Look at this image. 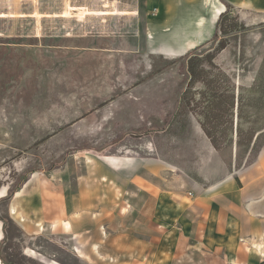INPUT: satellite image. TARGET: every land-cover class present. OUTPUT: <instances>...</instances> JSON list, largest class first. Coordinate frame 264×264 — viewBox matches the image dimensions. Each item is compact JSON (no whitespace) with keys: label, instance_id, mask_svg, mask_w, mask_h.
Returning a JSON list of instances; mask_svg holds the SVG:
<instances>
[{"label":"rangeland","instance_id":"374dc122","mask_svg":"<svg viewBox=\"0 0 264 264\" xmlns=\"http://www.w3.org/2000/svg\"><path fill=\"white\" fill-rule=\"evenodd\" d=\"M111 1L0 0V200L15 192L0 202V264H264L262 240L206 242L202 195L178 181L208 185L264 142V9L218 0L207 39L166 54L176 14ZM209 102L218 147L201 126ZM146 153L169 164L154 168L158 202L125 169Z\"/></svg>","mask_w":264,"mask_h":264},{"label":"crops","instance_id":"0c3cea01","mask_svg":"<svg viewBox=\"0 0 264 264\" xmlns=\"http://www.w3.org/2000/svg\"><path fill=\"white\" fill-rule=\"evenodd\" d=\"M108 1L109 4L112 3L111 0ZM202 1V8H197L202 4ZM225 1H233V3L241 6L249 4L250 7L264 9V0ZM144 3L146 6L143 5ZM131 5L135 6L137 8L135 10L138 12L140 7L146 10V8L154 6L157 10L156 15L160 17L165 12L176 14L175 22L169 26L171 31H169V27L163 30V34L172 39L169 46H172V49H169V47L165 49L164 43L161 44L159 52L166 54H177V52L188 46L206 40L214 27L216 15L223 7L218 0H133ZM74 6L76 8H86V6L80 4ZM118 13L120 12L116 9L114 14ZM208 21L211 25L206 27ZM106 157H109V162L113 161V163L115 162L114 159H117L111 156ZM124 159L126 164H129L125 166L127 167L125 169H129L132 174L130 175L131 183L137 188H144L152 197L157 195L158 202V197L164 195H161L159 191H156V194L154 192L153 174L154 171L157 172L154 168L157 166L158 170L163 172L165 164L166 166L169 164L151 154L148 155V153L137 155L135 158L126 157ZM178 172V181H180L181 187L189 185L192 189L191 194L197 192L202 195L201 198L203 199L195 202L200 214H198L199 216L192 215V221L195 222L197 229H202L203 238L206 242L209 241L210 244H213L218 239L227 237L238 239L237 236H240L239 240L250 242L252 240H262L264 242V142L252 161L237 168L230 162L229 168L225 167V174L221 178L211 181L208 185L189 177L182 170ZM165 174H169L168 167ZM5 192L6 188L0 189V196ZM161 204L164 205V202ZM242 204L245 205L246 214L240 211L239 206H242ZM230 206L231 208H229ZM1 224L0 221V227ZM64 229L69 231L71 224L69 229L65 226ZM1 236L2 230L0 228V238ZM60 251L62 252V250ZM71 253L79 259V262L87 264V261L76 255L75 252Z\"/></svg>","mask_w":264,"mask_h":264},{"label":"trees","instance_id":"16d2710c","mask_svg":"<svg viewBox=\"0 0 264 264\" xmlns=\"http://www.w3.org/2000/svg\"><path fill=\"white\" fill-rule=\"evenodd\" d=\"M226 15V12H221L217 18L216 24H215V28H216V32L214 33V37L217 36V30L221 27L222 25V21L224 16ZM200 54V53H198ZM198 54H196L195 56H188L187 59V72L189 74V76L192 79H196V80H200V72L202 73V70H197V63L199 61V56ZM208 55V54H207ZM205 57H209V56H205ZM205 80H202L206 87L210 86V84L212 83V80H208L207 78H204ZM214 94H210L211 97H213ZM207 101H210L209 99ZM206 108L208 109L205 113H203V117L204 119L201 122V126L205 132V134L207 135V137L210 139L211 143L213 144V146L218 147V136H216L217 130H219V124L214 122V118L218 117L220 114L213 112V106L211 104L210 106V102L208 104V106H206ZM226 130H227V126H226ZM237 145H241L240 141L237 140ZM14 191L10 190L9 193L7 194V196L3 197L0 202H4V201H8L9 199L12 198V196L14 195ZM2 220L3 222V230L5 232V239L8 236L7 233V225L8 223L11 221V219L8 216H0V221ZM2 255V254H1ZM3 260L4 263H12L9 260L6 259V256L3 254L2 256H0Z\"/></svg>","mask_w":264,"mask_h":264},{"label":"bare ground","instance_id":"6f19581e","mask_svg":"<svg viewBox=\"0 0 264 264\" xmlns=\"http://www.w3.org/2000/svg\"><path fill=\"white\" fill-rule=\"evenodd\" d=\"M111 157H112V158H115V156H112V155H111ZM126 157H128V156H123V158H126Z\"/></svg>","mask_w":264,"mask_h":264}]
</instances>
